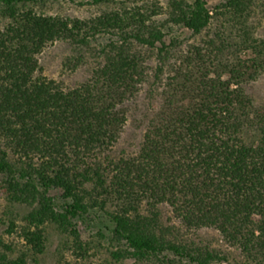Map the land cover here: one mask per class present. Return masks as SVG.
<instances>
[{
  "label": "trees",
  "instance_id": "trees-1",
  "mask_svg": "<svg viewBox=\"0 0 264 264\" xmlns=\"http://www.w3.org/2000/svg\"><path fill=\"white\" fill-rule=\"evenodd\" d=\"M44 1L0 0V193L10 206L31 209L21 225L12 210L3 220L24 248L14 258L0 253V264H38L54 232L63 244L57 264H127L135 254L140 264H264V104L255 107L243 88L264 60L248 71L222 63L228 50L264 56V38H253L250 21L264 12V0L215 7L208 0H166V7L121 0L131 8L91 20L19 8ZM174 28L208 39L176 59L181 66L169 70L136 151L120 147L141 95L130 77L151 63L142 52L176 58H168L165 43ZM100 34L119 41L86 80L64 85L45 74L41 56L49 46L72 40L89 48ZM92 214L104 216L114 240L133 252L83 240L77 221ZM202 230L214 231L220 245L197 241ZM70 249L78 262L66 260Z\"/></svg>",
  "mask_w": 264,
  "mask_h": 264
},
{
  "label": "rangeland",
  "instance_id": "rangeland-1",
  "mask_svg": "<svg viewBox=\"0 0 264 264\" xmlns=\"http://www.w3.org/2000/svg\"><path fill=\"white\" fill-rule=\"evenodd\" d=\"M121 0H117L108 4L92 5L90 0H46L44 2H25L19 4L23 11L32 10L34 13L40 15H48L53 17H60L64 19H94L97 16L103 15L110 11L126 10L131 8L129 4H122ZM159 4L165 6L166 0H159ZM224 0H208L211 7H215ZM157 3V2H154ZM151 3H148L150 5ZM22 6V7H21ZM148 7V6H147ZM262 13V12H261ZM258 16L253 17L250 21L254 20L255 31L253 38H264V12ZM257 27V28H256ZM167 33L165 43L170 47L172 52L168 58L176 57L175 59L164 60L162 54H158L157 50L150 56L148 51L142 52V55L147 54L151 58L149 67L141 66L137 72H134L129 82L133 83L141 94L139 97L138 105L131 113L130 119L125 127V131L122 134L120 147H127L136 151L139 142L142 139L143 133L146 129L147 120L153 116V111H157L162 103V91L168 84L169 70L173 67H180L179 63L175 64L176 59L181 55L182 51H185L192 44H199L204 39H208L206 32H203L199 36L193 35L190 31L183 28H174L172 30H166ZM119 41V37L100 34L89 40V48L75 42V41H59L52 46H49L43 55L41 56L42 63L45 67V74L52 79H56L63 82L64 85H72L86 80L89 75L92 74L95 68L101 67L105 63L106 53L110 50L111 44ZM82 47V48H81ZM160 47V45H159ZM85 49V50H84ZM89 49V50H86ZM84 50V51H83ZM228 50L224 55L222 63L229 65L230 68L239 67L244 71H248L247 67H250L254 62H262L264 56L259 55L254 49L241 50L240 53L230 52ZM163 61L161 68L162 73H158L159 77L156 78L154 73L157 71L155 68L158 63V59ZM129 57H125L122 61V65L129 63ZM219 60H216L218 63ZM156 65V66H155ZM142 72V74H140ZM158 72V71H157ZM230 73L226 75L229 77ZM253 80H246L243 84L244 91L247 92L254 103L255 107L263 106L264 104V68L259 71V74L254 75ZM236 88L237 84H233ZM250 141H253L250 139ZM252 142H248L250 145ZM50 195L54 197L58 208L65 204V200L62 198L61 190H54L50 192ZM12 210L15 215L19 214V218H14L16 224H22V217L27 214L31 209L22 208L18 205H11L7 203L3 194L0 193V253H7L10 258L16 257L20 251L24 248L22 238L17 234L7 232L6 225L3 224V220L7 219L8 212ZM100 215V214H99ZM94 214L85 216V218L77 221L83 240L92 241L94 243H100L105 249L121 248L123 250H131L128 245L124 243H118L112 236V226L104 216L100 219L96 218ZM52 230H55L54 228ZM103 234V235H100ZM197 241L205 240L211 241V246L220 245L217 243L218 235L214 231L202 230L198 234L194 235ZM62 236L57 232L52 233L49 238L48 248L42 255H38V264H57L58 251L63 248V244H60ZM6 247H12L13 250L9 251ZM106 250H103L102 256ZM73 250H68L65 253L67 261H76ZM170 258H175L173 255ZM139 255H134L132 258L126 261L127 264H140ZM32 264H35L30 260ZM37 261V259H36ZM78 262V260H77ZM98 262V261H96Z\"/></svg>",
  "mask_w": 264,
  "mask_h": 264
}]
</instances>
